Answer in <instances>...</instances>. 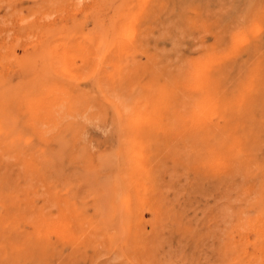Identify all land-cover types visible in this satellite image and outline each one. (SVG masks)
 <instances>
[{
	"label": "rangeland",
	"instance_id": "1",
	"mask_svg": "<svg viewBox=\"0 0 264 264\" xmlns=\"http://www.w3.org/2000/svg\"><path fill=\"white\" fill-rule=\"evenodd\" d=\"M144 2L0 0V264H264V0Z\"/></svg>",
	"mask_w": 264,
	"mask_h": 264
},
{
	"label": "bare ground",
	"instance_id": "2",
	"mask_svg": "<svg viewBox=\"0 0 264 264\" xmlns=\"http://www.w3.org/2000/svg\"><path fill=\"white\" fill-rule=\"evenodd\" d=\"M145 0H139V3H140V5H141V3L142 2H144ZM145 3V2H144ZM120 7H122V6H120ZM119 8V7H118ZM117 8V10H118V12H117V17L118 18H122V23H120L121 25H117L118 23L115 21V22H112L110 25L111 26H109L110 28H112V29H109V34H112V31L113 30H115V29H118V31H119V35L121 36V39H128L129 40V36H131V25H132V23L134 22V20H135V18H136V14H132L131 13V11H127V12H125V14H123V16L121 15V16H119V14H121L120 13V11H121V9L119 8L118 9ZM77 13V12H76ZM139 15V14H138ZM242 15V14H241ZM134 30V29H133ZM154 40V39H153ZM110 43H111V41H109V42H107V43H105V44H103L102 43V45L100 44V45H97V44H94L93 45V47H92V45H85V47L84 46H82V47H80V50H82L83 51V53H82V58L86 61V63H91V69L92 70H94V73L95 72H97L96 71V69L98 68V66H99V64L101 63L100 61L102 60V56L99 54L100 52L101 53H108V52H110V51H108L109 50V46H110ZM114 46V50L112 51L111 50V53H112V55H114V57H116V56H119V51H122V50H124L125 49V43L124 44H121V43H117V44H115V45H113ZM95 48V51H96V53L94 52V49ZM74 56L75 55H70V57L72 58V59H74ZM94 60V61H93ZM73 61V60H72ZM100 62V63H99ZM109 64H111V66H112V69L115 71V72H121V70H120V67L117 65V62H115V60L113 61V60H110L109 61ZM110 68V67H109ZM104 69H105V67H104ZM87 70V69H86ZM67 72H69L68 70H66ZM104 72H105V70H103ZM20 74V73H19ZM31 76V75H30ZM29 76V77H30ZM102 76V75H101ZM16 77V76H15ZM36 77V76H35ZM93 77V76H92ZM4 78V77H3ZM17 79V78H16ZM19 81V80H18ZM14 82V81H13ZM55 84V83H54ZM53 84V85H54ZM64 84V83H63ZM17 85H15V87H16ZM21 86V85H20ZM54 86H56V85H54ZM23 87V86H22ZM61 87V86H60ZM68 88V87H67ZM63 89V88H62ZM50 90H52V89H50ZM57 90H59V89H56V90H54L53 89V91H56L57 92ZM61 90V89H60ZM66 92V91H65ZM51 93V92H50ZM10 94V93H9ZM53 93H51V95H52ZM63 94V93H62ZM70 94V93H69ZM49 95V94H48ZM55 96V95H54ZM53 97V96H52ZM57 98V97H56ZM50 99V98H49ZM64 99V98H63ZM60 101V100H59ZM69 101V100H68ZM33 102V101H32ZM80 102V101H79ZM91 102V101H90ZM52 103H54V102H52ZM84 104V103H83ZM38 105V104H37ZM61 105V104H60ZM99 105V104H98ZM97 106V105H96ZM208 105H206L205 107H207ZM57 107V106H56ZM44 108V107H43ZM54 108V107H53ZM48 111V110H47ZM49 113V112H48ZM50 114V113H49ZM61 114V113H60ZM62 116V115H61ZM57 117V116H56ZM63 117V116H62ZM9 118V117H8ZM125 118H126V126H127V128H128V133H127V144H126V146H125V148H126V153L129 155V157H130V164H131V172L129 173L130 174V178L132 179L137 173H141V172H143L144 173V165H143V162H144V155H145V146H144V144L141 142V140H137V137H139V135H144V134H147L148 133V130H149V126H151V125H153L154 124V122H155V118L153 117V115L152 114H148V112H140V111H137V112H134L133 114H130V115H126L125 116ZM68 120H70V119H68ZM75 120V119H74ZM95 120V119H94ZM66 121V120H65ZM93 121V120H92ZM196 121V120H195ZM95 122V121H94ZM88 123V122H87ZM28 124H29V122H28ZM85 124V123H84ZM40 125V124H39ZM88 126V125H87ZM46 127V126H45ZM43 129V128H42ZM163 132H164V130H163ZM51 133V132H50ZM86 135V134H85ZM83 138V137H82ZM85 140V139H84ZM76 144V143H75ZM64 148V147H63ZM10 151V150H9ZM3 154V153H2ZM80 155V154H79ZM107 155V154H106ZM1 156V155H0ZM48 156V155H47ZM98 156V155H97ZM148 156V155H147ZM75 158V157H74ZM82 159V158H81ZM97 159V158H96ZM8 160V159H7ZM40 160V159H39ZM64 160V159H63ZM129 164V163H128ZM215 166V165H214ZM52 167V166H51ZM64 168V167H63ZM96 172V171H95ZM80 173V172H79ZM92 174V173H91ZM95 174V173H94ZM18 176V175H17ZM60 176V175H59ZM15 179V178H14ZM17 179V178H16ZM36 180V179H35ZM147 181V180H146ZM137 181L136 180H133V182H132V180H131V184L133 185V187L134 188H136V184H138V183H136ZM72 183V182H71ZM186 183V182H185ZM39 184V183H38ZM140 184H142V183H140ZM144 186V185H143ZM31 188V187H30ZM139 187H137V189H138ZM141 189V188H140ZM143 189V188H142ZM14 190V189H13ZM134 191H136V190H134ZM26 192V191H25ZM136 192H138V191H136ZM140 194H141V192H140ZM16 195V194H15ZM133 195H134V193H133ZM136 195H137V193H136ZM135 195V196H136ZM135 196H134V198H135ZM104 198H105V196H103ZM137 197V196H136ZM50 198V197H49ZM139 198V197H138ZM138 198H136V199H138ZM140 199H142V198H140ZM53 201H55V200H53ZM59 201V200H58ZM137 201L138 200H136V202L135 203H137ZM142 201V200H141ZM144 201V200H143ZM139 202V201H138ZM144 203V202H143ZM26 204V203H25ZM140 204V203H139ZM248 205V204H247ZM24 207V206H23ZM63 211V210H62ZM31 212V211H30ZM64 212H62V214H63ZM61 214V213H60ZM61 216V215H60ZM59 216V217H60ZM58 217V218H59ZM62 218V217H61ZM59 219V220H61V223L63 222L62 220L64 219ZM66 218V217H65ZM45 220V219H44ZM52 220V219H51ZM57 220V219H56ZM53 221V220H52ZM65 221H68V220H65ZM42 222V221H41ZM46 222V221H45ZM49 222H50V220H49ZM49 222H47L48 224H49ZM54 222V221H53ZM57 222V221H56ZM262 222V221H261ZM47 223H45V224H47ZM58 223V222H57ZM57 223L55 224L56 226H57ZM71 223V222H70ZM69 223V224H70ZM42 224H44V221H43V223ZM52 224H54V223H52ZM52 224H51V226H52ZM59 224V223H58ZM62 225V224H61ZM63 225H64V223H63ZM66 225V224H65ZM64 225V226H65ZM45 226V225H44ZM48 226V225H47ZM50 226V225H49ZM54 226V225H53ZM55 226V228L57 229V227ZM62 227V228H65V227ZM60 227V226H59ZM58 227V228H59ZM67 227V226H66ZM52 228V227H51ZM50 228V229H51ZM61 228V227H60ZM59 228V229H60ZM48 229H49V227H48ZM54 229V228H53ZM68 229H71V228H68ZM67 229V230H68ZM47 230V229H46ZM58 230V229H57ZM48 231V230H47ZM55 231V230H54ZM70 231V230H69ZM261 231V230H260ZM263 231V230H262ZM53 232V231H52ZM67 232V231H66ZM43 233V232H42ZM56 233V232H55ZM59 233H61V234H63L64 233V230H63V232H59ZM58 233V234H59ZM67 233H69V232H67ZM261 233V232H260ZM57 234V233H56ZM55 234V235H56ZM58 234H57V236H58ZM65 235V234H64ZM70 235V234H69ZM260 235H262V234H260ZM61 236H63V235H61ZM59 237V238H62V237ZM66 236V235H65ZM65 236H64V238H65ZM67 237H69L68 235H67ZM70 238V237H69ZM262 238H264V237H262ZM262 243H264V242H262ZM70 252V251H69ZM56 258V257H55Z\"/></svg>",
	"mask_w": 264,
	"mask_h": 264
}]
</instances>
